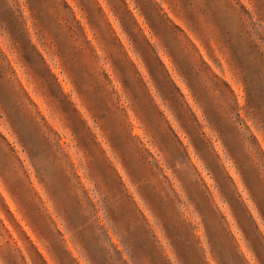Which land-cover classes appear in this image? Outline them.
<instances>
[{
	"label": "clouds",
	"instance_id": "9594fccd",
	"mask_svg": "<svg viewBox=\"0 0 264 264\" xmlns=\"http://www.w3.org/2000/svg\"><path fill=\"white\" fill-rule=\"evenodd\" d=\"M0 264H264V0H0Z\"/></svg>",
	"mask_w": 264,
	"mask_h": 264
},
{
	"label": "rangeland",
	"instance_id": "374dc122",
	"mask_svg": "<svg viewBox=\"0 0 264 264\" xmlns=\"http://www.w3.org/2000/svg\"><path fill=\"white\" fill-rule=\"evenodd\" d=\"M146 7H150L148 5H146ZM5 19L9 22V25L13 28V30L16 32L18 39H21V41L23 42V36L22 33L19 32L18 27L16 26V22L15 19L13 18V16L11 15L10 12L5 11L3 13Z\"/></svg>",
	"mask_w": 264,
	"mask_h": 264
}]
</instances>
